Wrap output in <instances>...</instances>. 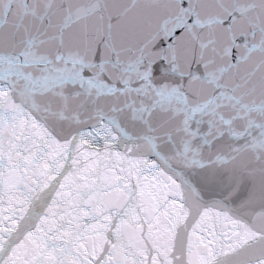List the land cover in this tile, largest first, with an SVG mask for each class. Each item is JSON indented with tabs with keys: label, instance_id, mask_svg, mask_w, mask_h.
I'll return each mask as SVG.
<instances>
[{
	"label": "snow or ice",
	"instance_id": "obj_1",
	"mask_svg": "<svg viewBox=\"0 0 264 264\" xmlns=\"http://www.w3.org/2000/svg\"><path fill=\"white\" fill-rule=\"evenodd\" d=\"M0 264H264V0H0Z\"/></svg>",
	"mask_w": 264,
	"mask_h": 264
}]
</instances>
